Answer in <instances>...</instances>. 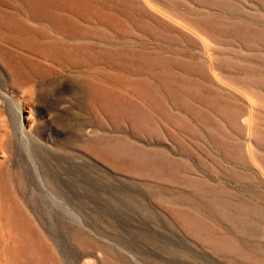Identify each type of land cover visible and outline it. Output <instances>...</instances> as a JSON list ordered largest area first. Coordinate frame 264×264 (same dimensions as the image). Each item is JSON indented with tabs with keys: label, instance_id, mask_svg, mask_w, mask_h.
<instances>
[{
	"label": "rangeland",
	"instance_id": "374dc122",
	"mask_svg": "<svg viewBox=\"0 0 264 264\" xmlns=\"http://www.w3.org/2000/svg\"><path fill=\"white\" fill-rule=\"evenodd\" d=\"M95 1L106 62H0V264H264V0Z\"/></svg>",
	"mask_w": 264,
	"mask_h": 264
},
{
	"label": "bare ground",
	"instance_id": "6f19581e",
	"mask_svg": "<svg viewBox=\"0 0 264 264\" xmlns=\"http://www.w3.org/2000/svg\"><path fill=\"white\" fill-rule=\"evenodd\" d=\"M100 9L95 0H0V62L7 72L5 84L24 87L48 79L58 68L79 70L88 64L106 62V55L112 51L91 42L92 35H104L99 23H95L100 21ZM80 77L89 98L103 95L101 88L95 90L88 76ZM1 95L3 99L8 97ZM14 106L22 113L21 107ZM17 120L24 136L23 121ZM26 239L20 254L27 250Z\"/></svg>",
	"mask_w": 264,
	"mask_h": 264
}]
</instances>
